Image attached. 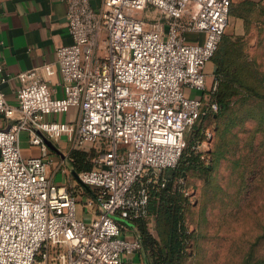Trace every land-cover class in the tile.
Instances as JSON below:
<instances>
[{"label": "built area", "instance_id": "2783aa9c", "mask_svg": "<svg viewBox=\"0 0 264 264\" xmlns=\"http://www.w3.org/2000/svg\"><path fill=\"white\" fill-rule=\"evenodd\" d=\"M231 7L232 0H104L94 10L88 0H67L71 44L56 50L63 97L53 98L40 74L53 76L49 65L12 77L15 106L0 90V122L8 125L0 127V264H127L142 251L135 224L148 226L151 202L169 185L188 200L186 176L176 170L189 143L204 161L202 138L210 136L200 123L218 112L220 81L213 73L208 84L205 66ZM9 79L0 62V86ZM184 88L201 96L187 98ZM71 109L79 111L75 124L47 119ZM22 132L38 157L22 155ZM62 136L72 149L91 146L90 171L74 173L69 163V172L66 159L54 166L46 142Z\"/></svg>", "mask_w": 264, "mask_h": 264}, {"label": "rangeland", "instance_id": "374dc122", "mask_svg": "<svg viewBox=\"0 0 264 264\" xmlns=\"http://www.w3.org/2000/svg\"><path fill=\"white\" fill-rule=\"evenodd\" d=\"M187 39L192 42L198 36ZM217 67L249 96L224 89L227 108L217 118L200 123L210 139L202 138L208 141L202 149L204 169L189 171L184 182L189 194L184 226L190 237L182 256L160 264H246L264 257V239L258 240L264 227V4H234L219 50L205 66L208 84ZM183 93L187 98L201 96L186 88ZM67 140L59 141V150L49 158L58 166V156L66 157L69 171V158L63 154L67 143L72 148ZM90 148L84 145L83 151L90 153ZM59 179L57 174L55 182ZM81 214L88 222L77 207V216ZM144 228L157 247L152 250L142 243L140 261L157 264L168 225L160 214L151 212Z\"/></svg>", "mask_w": 264, "mask_h": 264}, {"label": "crops", "instance_id": "0c3cea01", "mask_svg": "<svg viewBox=\"0 0 264 264\" xmlns=\"http://www.w3.org/2000/svg\"><path fill=\"white\" fill-rule=\"evenodd\" d=\"M88 1L94 10H100L104 0ZM236 3L264 4V0H232V6ZM66 8L67 0H0V62L5 73L11 78L0 86V90L5 94L9 105H16V91L19 87L18 81L12 77L20 72L43 65H49L55 72L53 76L47 78L40 71L52 91V97L56 99L63 97V85L56 61V50L71 44L65 25ZM78 117V109H71L66 114L50 116L47 119L59 123L75 124ZM4 125L3 122H0L1 128L5 129L8 126ZM63 139H67V137L62 136L57 142L51 144L55 150L50 148L49 156L51 152L59 150V141ZM18 146L25 157L40 155L38 148L29 147L28 135L24 132L18 135ZM65 148L66 152L64 151L63 154L68 156L72 148L68 143ZM61 156H58L60 160ZM62 159H66V157H62ZM59 176L58 184H63L65 177L60 174ZM79 210L83 213L80 207ZM78 218L82 219V214ZM134 228L135 226L132 225L130 230L134 231ZM138 254L140 252L127 258L126 263L129 264L136 260L134 264H142Z\"/></svg>", "mask_w": 264, "mask_h": 264}, {"label": "trees", "instance_id": "16d2710c", "mask_svg": "<svg viewBox=\"0 0 264 264\" xmlns=\"http://www.w3.org/2000/svg\"><path fill=\"white\" fill-rule=\"evenodd\" d=\"M243 4L254 6V4L251 3ZM231 9H233V6ZM214 75L220 80L217 91L212 98V100L218 105V112L216 114L208 115L206 118H217V116L227 108L228 101L225 100L224 89H229L235 94H241L242 97L249 96L246 89L238 84H234V82H229L220 68L217 67V69H215ZM200 156L201 154H195L192 151V144L189 143L179 161L176 173L187 176L189 171L204 169L205 166L200 160ZM68 158L74 173L90 171L92 169V165L88 162V152L86 153L83 150L72 149L68 154ZM170 189L171 186L169 185L168 188L160 194L159 200H154L150 204L151 212H154L156 215L160 214L168 225L166 238L164 239L165 245L163 248H160L161 253L159 254V257H157V264H160L161 262L170 263L175 257L182 256L190 237L184 226L185 210L188 206V200L178 192L172 194L169 191ZM135 225L137 226L139 236L144 245L149 246L154 250L155 247H157V243L146 234L144 225L142 223H136ZM262 230L263 233L259 236L258 240L264 239V227ZM246 264H264V257L254 258V263H251V261L248 260L246 261Z\"/></svg>", "mask_w": 264, "mask_h": 264}, {"label": "water", "instance_id": "95a60500", "mask_svg": "<svg viewBox=\"0 0 264 264\" xmlns=\"http://www.w3.org/2000/svg\"><path fill=\"white\" fill-rule=\"evenodd\" d=\"M46 144H47V146L49 148H51L52 150H55L54 147L49 142H46ZM172 175H173V172L172 171H167V177H168V179H170L172 177Z\"/></svg>", "mask_w": 264, "mask_h": 264}]
</instances>
